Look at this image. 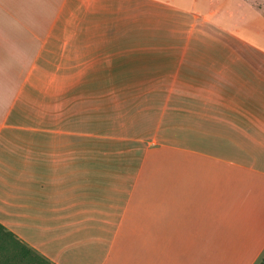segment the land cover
Masks as SVG:
<instances>
[{
    "label": "crops",
    "instance_id": "1",
    "mask_svg": "<svg viewBox=\"0 0 264 264\" xmlns=\"http://www.w3.org/2000/svg\"><path fill=\"white\" fill-rule=\"evenodd\" d=\"M0 225L53 264H264V17L0 0Z\"/></svg>",
    "mask_w": 264,
    "mask_h": 264
},
{
    "label": "trees",
    "instance_id": "2",
    "mask_svg": "<svg viewBox=\"0 0 264 264\" xmlns=\"http://www.w3.org/2000/svg\"><path fill=\"white\" fill-rule=\"evenodd\" d=\"M264 17V2L246 0ZM0 264H53L0 225Z\"/></svg>",
    "mask_w": 264,
    "mask_h": 264
},
{
    "label": "rangeland",
    "instance_id": "3",
    "mask_svg": "<svg viewBox=\"0 0 264 264\" xmlns=\"http://www.w3.org/2000/svg\"><path fill=\"white\" fill-rule=\"evenodd\" d=\"M253 1H257V0H253ZM262 2H264V0H258L256 3H262ZM203 33H207L208 32V30H204V31H202ZM231 35V34H230ZM231 36H234V35H231ZM191 37H193V35L191 36ZM203 46H198V45H195V46H189V47H184V52H186L187 54L188 53H194V52H197V50H200L201 52H207V50H205V51H203ZM108 80H113V79H108ZM127 80H129V82H131V84L132 85H142L143 83H144V81H145V79H141V78H137V79H114L113 81H115L114 82V84H116V85H118L119 84V82H117V81H121V83L123 84V82L124 81H127ZM169 80V84L170 85H172V84H175V81L176 80H178V79H171V78H169L168 79ZM47 82V79H45L44 80V82L42 81V84L43 83H46ZM128 82V83H129ZM127 83V84H128ZM120 85V84H119ZM139 96H141V95H139ZM122 128H124V127H122ZM144 127H141V129H143ZM139 129V128H138Z\"/></svg>",
    "mask_w": 264,
    "mask_h": 264
}]
</instances>
